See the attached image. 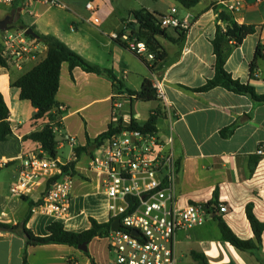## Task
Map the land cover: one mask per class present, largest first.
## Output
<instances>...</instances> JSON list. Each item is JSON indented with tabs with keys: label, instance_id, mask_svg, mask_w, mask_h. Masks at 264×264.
<instances>
[{
	"label": "crops",
	"instance_id": "1",
	"mask_svg": "<svg viewBox=\"0 0 264 264\" xmlns=\"http://www.w3.org/2000/svg\"><path fill=\"white\" fill-rule=\"evenodd\" d=\"M218 1L199 0L191 8L178 2L185 11L176 5L168 9L176 8L181 17L190 14L193 25L183 34L173 29L168 31V37H160L166 56L155 70L152 69L154 61L146 54H137L112 37L123 29L128 17L117 11L111 0H73V10L68 17H51L45 21L37 18L51 6L36 0L26 2L28 7L42 11L39 17L33 18L22 10L24 24L32 26L38 34L55 36L88 63L112 68L122 88L117 89L105 74L87 72L79 66L71 70L68 62L62 63L56 99L64 106L66 114L62 118L57 159L64 164H75L74 175L71 171L70 211L65 216H55L39 210L37 205L31 208L23 196L9 191L19 177L22 157L42 151L38 142L26 136L48 120L47 117L35 118L37 109L29 100L20 98V89L12 82L42 61L47 56L48 46L41 42L36 55L20 68L0 65V92L10 108L13 127L8 139L0 142V223L17 225L27 218L30 209L27 226L40 236L48 234L47 226L54 221L64 223L72 231L90 228L91 217L109 222L111 200L104 190L105 175L91 168L92 153L84 151L77 156L76 147L86 146L89 138L95 139L106 132L110 124L117 125L119 119L123 125H128L132 119L144 125L150 115L159 110L156 129L162 137L172 132L180 162L179 203L216 201L227 204L229 209L206 219L202 225L177 233V264H199L192 256L194 251L203 253L209 264H261L264 232L260 251L241 250L223 240L218 218L243 239L254 238L246 214L249 203L253 204L256 216L264 221V156L257 152L264 144V102L224 86L206 91L194 89L215 75L212 40L217 24L222 23L218 13L225 11L239 23L256 26L255 33L228 51L225 67L234 79L249 83L258 94H264V58L252 66L257 44L264 45V0H245L243 10L237 13H231ZM88 2H92L97 11L87 8ZM142 8L158 11L149 6ZM11 10V4H0V19ZM226 25L222 23L223 27ZM153 73L164 83L176 114L173 121L159 99L142 101L127 93V89L140 90ZM116 102H121L120 108L126 107V111L120 112ZM66 135L74 137L75 143L67 141ZM64 149L66 152L62 151ZM44 193L45 184L26 197L37 202ZM25 249L24 235L0 231V264H22ZM27 251L29 264H92V260L110 264L113 259L108 237L94 238L88 243L87 251L54 243L29 246Z\"/></svg>",
	"mask_w": 264,
	"mask_h": 264
},
{
	"label": "built area",
	"instance_id": "2",
	"mask_svg": "<svg viewBox=\"0 0 264 264\" xmlns=\"http://www.w3.org/2000/svg\"><path fill=\"white\" fill-rule=\"evenodd\" d=\"M13 1L0 0V4H11ZM27 1L30 3L33 0H25L22 7L25 13L28 11ZM36 1L68 8L60 0ZM218 3L231 13L240 12L245 6V0H220ZM87 8L97 11L92 2L87 3ZM28 12L38 16L36 12ZM160 19L161 27L166 29L188 31L193 25L191 15L181 17L176 8L163 13ZM128 24L126 20L124 33H115L112 37L125 41L133 52L144 53L149 60H154L155 55L149 51L145 41L130 37ZM0 40L9 64L19 68L36 55L41 43L18 28L0 31ZM150 80L157 99L162 102L170 121H173L176 114L168 101L163 81L155 73ZM121 106V102H116V107ZM60 108L64 109V106ZM65 139L71 144L75 143L72 136L66 135ZM257 152L264 156V144L259 146ZM63 165L67 164L43 151L25 155L21 159L19 177L9 187L10 193L27 196L45 184V193L37 208L55 216L67 215L71 205L73 175L71 171L65 172ZM90 166L104 173V190L111 200V219L119 218L121 223L107 236L113 255L110 264H177V233L202 225L206 219L229 210L225 203H179L177 181L180 163L172 132L162 137L157 129L121 128L94 149ZM133 230H137L138 234H134Z\"/></svg>",
	"mask_w": 264,
	"mask_h": 264
},
{
	"label": "trees",
	"instance_id": "3",
	"mask_svg": "<svg viewBox=\"0 0 264 264\" xmlns=\"http://www.w3.org/2000/svg\"><path fill=\"white\" fill-rule=\"evenodd\" d=\"M186 8H191L196 5L199 0H177ZM25 0H14L11 5L12 9L16 7H24ZM135 19L131 16L126 20L129 21V34L130 37H135L138 40H143L147 44L150 52L154 53L155 59L153 60L152 69L160 64L165 59L166 52L161 44L160 37H168V31L166 28L161 27L160 17L163 13L158 11H150L147 8L133 11ZM218 20L222 23H226V27L222 26V23H218L216 27L215 36L212 40L214 53L216 55L215 62V75L209 79L203 86L195 88L197 91L210 90L216 86H224L229 90L248 94L254 100L258 102H264V94H258L255 87L249 83H243L239 79H234L232 75L227 71L226 58L228 51L235 46L240 45L243 40L256 32L255 25L242 24L236 21L234 16L227 14L225 11L218 13ZM23 23V21L21 20ZM183 34L185 31L175 29ZM124 33L122 29L119 34ZM34 39V37L29 36ZM118 40V39H116ZM39 42L48 46L47 56L40 61L36 66L26 71L20 77L12 82V85L20 89V98L23 100H29L34 108L37 109L35 118L47 117V121L42 127L34 130L28 136L27 139H31L40 144L42 151L53 158H57L58 146L60 141V131L63 129L62 118L66 114L65 109H61V104L56 99V94L60 85V71L63 62H68L71 70L76 66L81 67L87 72H94L97 74H105L110 79L113 85L117 89L122 88L121 81L117 78L112 68H101L88 63L80 54L71 49L64 42L52 35L39 34ZM118 42L127 47L125 41L118 40ZM264 58V45L259 42L255 50V57L252 66L255 61ZM0 65L11 69L12 65L9 64L7 58L3 53V44L0 40ZM127 93L130 96L135 95L136 99L142 101L157 100L156 90L153 87L152 81L146 79L142 88L138 91L133 89H127ZM159 112V110H158ZM157 112V113H158ZM151 114L148 122L141 125L132 119L128 125H123L121 119L117 125L110 124L108 130L95 139H88L86 146L76 147V154H80L84 151H88L93 154V150L108 136L120 131L121 128H136L141 130H155L158 115ZM13 127L10 121V108L0 92V142L5 141L12 134ZM224 135L227 131L223 132ZM180 163V162H179ZM74 162L63 165L65 172L72 171L74 175ZM56 176L55 178H58ZM23 199L29 201L31 208L40 204V201H30L28 197L23 196ZM218 204V202H209ZM28 213L27 218L17 225H8L0 223L1 225L10 228V231L22 234L26 238V249L23 253L22 264H29L28 251L29 246H37L42 244H67L76 248L79 245L88 242L90 243L96 237H107L112 229V219L109 222H99L97 219L91 217V227L83 231L68 230L64 223L60 221H54L47 226L48 234L45 236L36 235L32 229L27 226V221L31 215V211ZM246 214L254 232V238L243 239L239 237L221 218L219 220L220 231L222 238L225 241L230 242L237 248L245 251L256 252L260 251L262 244V234L264 232V221H261L254 212L252 203H249L246 207ZM213 217H217L214 215ZM192 256L199 264H209L206 256L203 253L192 252ZM92 264H98L92 260ZM261 264H264V257L261 259Z\"/></svg>",
	"mask_w": 264,
	"mask_h": 264
},
{
	"label": "rangeland",
	"instance_id": "4",
	"mask_svg": "<svg viewBox=\"0 0 264 264\" xmlns=\"http://www.w3.org/2000/svg\"><path fill=\"white\" fill-rule=\"evenodd\" d=\"M62 2H64L68 8H61L58 6H51L50 10L48 12H46L45 14H42L39 18H37L35 15H31L28 11L31 10L32 12H36L38 13V15H40V11H42V9H38V11H36L35 9H32L31 7H28V11H27V15H30V17L33 18H37L38 21H45V20H49V18L51 17H68V15L70 13H72L73 10V4L71 3V1L73 0H60ZM82 1H87V0H82ZM112 1V5L114 6V8L117 11H121L124 13L125 17H129V14L131 12H133L132 10H139L141 9L143 6H149V8L151 9H156L158 10V12L161 13H165L168 11V9L172 6V5H176L179 7V9L181 11H185L184 7L182 5H180L178 2H176L175 0H111ZM95 2V1H94ZM26 9V10H27ZM24 18V17H22ZM22 20V19H21ZM173 28H168L167 31L172 32ZM121 109V108H120ZM119 111H126V107L125 109H121ZM67 149L62 150L63 152H66Z\"/></svg>",
	"mask_w": 264,
	"mask_h": 264
},
{
	"label": "water",
	"instance_id": "5",
	"mask_svg": "<svg viewBox=\"0 0 264 264\" xmlns=\"http://www.w3.org/2000/svg\"><path fill=\"white\" fill-rule=\"evenodd\" d=\"M21 12H22V7H16L11 10L9 14H7L4 18L0 19V31L8 30L11 28H18V29H23L25 30V33L29 36H32L36 39H39V34L34 30L32 26H27L26 24L21 22ZM132 19H135V14L132 13L131 15ZM120 219L117 218L112 221L111 224V229L115 230L120 227ZM0 231H10V228L7 226L1 225L0 224ZM134 234H138L137 230H133ZM79 249L83 251L88 250V242H85L81 245H79Z\"/></svg>",
	"mask_w": 264,
	"mask_h": 264
}]
</instances>
